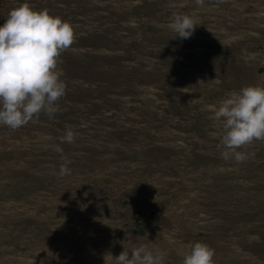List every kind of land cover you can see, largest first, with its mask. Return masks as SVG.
I'll list each match as a JSON object with an SVG mask.
<instances>
[{
    "label": "rangeland",
    "instance_id": "374dc122",
    "mask_svg": "<svg viewBox=\"0 0 264 264\" xmlns=\"http://www.w3.org/2000/svg\"><path fill=\"white\" fill-rule=\"evenodd\" d=\"M24 2L75 42L59 111L0 125V264H114L139 244L182 264L198 241L215 264H264V141L226 161L211 118L230 91L264 87V0H0V25ZM174 14L195 20L190 38Z\"/></svg>",
    "mask_w": 264,
    "mask_h": 264
},
{
    "label": "clouds",
    "instance_id": "9594fccd",
    "mask_svg": "<svg viewBox=\"0 0 264 264\" xmlns=\"http://www.w3.org/2000/svg\"><path fill=\"white\" fill-rule=\"evenodd\" d=\"M167 27L181 39L190 38L196 28L187 14H174ZM74 42L72 24L46 8L37 10L24 2L9 10L0 25V125L17 130L42 113L52 117L59 111L67 88L60 57ZM211 111V118L222 125L217 145L221 157L237 164L247 161L250 154L242 149L264 141V87L249 84L230 91ZM76 137L67 126L61 143H74ZM55 151L63 149L57 145ZM68 163L60 165V176L71 173ZM179 255L182 264H215V250L204 242L188 243ZM165 257L163 251L139 244L112 258L114 264H165Z\"/></svg>",
    "mask_w": 264,
    "mask_h": 264
}]
</instances>
